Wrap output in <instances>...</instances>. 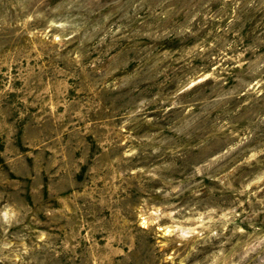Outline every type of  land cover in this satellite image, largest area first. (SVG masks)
<instances>
[{
    "label": "rangeland",
    "instance_id": "1",
    "mask_svg": "<svg viewBox=\"0 0 264 264\" xmlns=\"http://www.w3.org/2000/svg\"><path fill=\"white\" fill-rule=\"evenodd\" d=\"M0 264H264V0H0Z\"/></svg>",
    "mask_w": 264,
    "mask_h": 264
}]
</instances>
